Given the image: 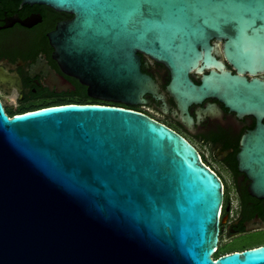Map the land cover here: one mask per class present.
Segmentation results:
<instances>
[{
	"label": "water",
	"instance_id": "95a60500",
	"mask_svg": "<svg viewBox=\"0 0 264 264\" xmlns=\"http://www.w3.org/2000/svg\"><path fill=\"white\" fill-rule=\"evenodd\" d=\"M23 1L71 14L53 44L93 98L140 99L154 84L144 54L181 97L254 115L237 158L264 199V0ZM221 205L196 149L140 112L64 103L9 117L0 103V264H264V245L211 258Z\"/></svg>",
	"mask_w": 264,
	"mask_h": 264
},
{
	"label": "flooded vegetation",
	"instance_id": "af4514ba",
	"mask_svg": "<svg viewBox=\"0 0 264 264\" xmlns=\"http://www.w3.org/2000/svg\"><path fill=\"white\" fill-rule=\"evenodd\" d=\"M70 18V13L46 4L0 0V103L7 116L59 105L63 98L79 94L93 98L88 95V84L61 64L53 44L57 25ZM217 57L235 72L223 56ZM140 69L154 84L138 100L110 102L140 112L181 135L196 149L201 164L220 180L221 216L211 258L264 245L258 240L264 233V199L251 194V180L239 169L237 158L242 136L254 128L256 117L240 114L215 95L199 100L181 97L170 87L169 68L144 54L140 55ZM209 70H192L189 77L199 85ZM246 237L254 238V243L231 246Z\"/></svg>",
	"mask_w": 264,
	"mask_h": 264
},
{
	"label": "trees",
	"instance_id": "16d2710c",
	"mask_svg": "<svg viewBox=\"0 0 264 264\" xmlns=\"http://www.w3.org/2000/svg\"><path fill=\"white\" fill-rule=\"evenodd\" d=\"M64 103H96V104H109L112 105L110 101L100 100L97 98H90L84 94H79L76 96H70L60 100V104Z\"/></svg>",
	"mask_w": 264,
	"mask_h": 264
},
{
	"label": "rangeland",
	"instance_id": "374dc122",
	"mask_svg": "<svg viewBox=\"0 0 264 264\" xmlns=\"http://www.w3.org/2000/svg\"><path fill=\"white\" fill-rule=\"evenodd\" d=\"M14 116V115H13ZM13 116H9V117H13ZM254 238H249V237H246V238H242V239H239L237 241H235L233 244H231V246H241V245H244V244H251V243H254L255 239L252 240ZM258 240H262L264 241V233H262Z\"/></svg>",
	"mask_w": 264,
	"mask_h": 264
},
{
	"label": "built area",
	"instance_id": "2783aa9c",
	"mask_svg": "<svg viewBox=\"0 0 264 264\" xmlns=\"http://www.w3.org/2000/svg\"><path fill=\"white\" fill-rule=\"evenodd\" d=\"M220 216H221V214H220V212H219L218 219L220 218Z\"/></svg>",
	"mask_w": 264,
	"mask_h": 264
}]
</instances>
